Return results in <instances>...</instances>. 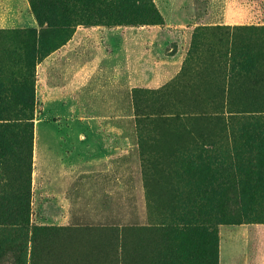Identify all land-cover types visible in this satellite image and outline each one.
Segmentation results:
<instances>
[{"label":"rangeland","instance_id":"374dc122","mask_svg":"<svg viewBox=\"0 0 264 264\" xmlns=\"http://www.w3.org/2000/svg\"><path fill=\"white\" fill-rule=\"evenodd\" d=\"M153 2L160 24L79 25L48 54L57 32L40 35L30 226L61 229L47 237L37 263L29 234L22 264H156L162 222L201 196L213 208L207 218L216 229V264H264V178L249 186L244 173L258 171L236 152V131L264 116V51L256 53L257 67H240L244 41L264 44V0ZM29 27L38 28L29 0H0V80L7 85L21 79L14 62L24 60L13 32ZM162 112L183 115L165 123ZM206 134L223 174L204 186L201 175L177 170L192 138ZM24 179L0 173V193ZM16 254L8 251L0 264H16Z\"/></svg>","mask_w":264,"mask_h":264},{"label":"trees","instance_id":"16d2710c","mask_svg":"<svg viewBox=\"0 0 264 264\" xmlns=\"http://www.w3.org/2000/svg\"><path fill=\"white\" fill-rule=\"evenodd\" d=\"M30 8L38 23V28L29 27L17 29L16 35L19 48L23 49V64L19 58L14 62L21 74V79H13L8 85L0 80V173H25V179L19 189L14 192L0 193V260L8 251L16 252V264L24 262V240L30 234V257L37 262L41 261V254L45 249V240L52 233H58L60 227L30 226V199H31V172H32V139H33V105L34 94V66L39 58L35 51L41 45L40 35L47 32H57V41L44 50V54L64 44L74 32L76 26L93 25H144L162 23L153 0H29ZM264 31V27L261 28ZM48 42H45V46ZM264 51L262 42L252 43L244 41L241 47L243 63L240 67L249 71L256 53ZM13 74V71L10 72ZM248 78V75H242ZM242 102L244 108H251L250 101ZM231 112V111H229ZM183 113L162 112L157 115L164 122L179 120ZM264 117V116H263ZM263 117L254 118L251 126H245L236 131L241 138L236 152L243 162L253 164L257 173H244L247 184L258 186L260 177L264 178V120ZM181 128L184 129L182 126ZM209 134L198 135L193 140L191 152L181 153L177 173L197 177L203 185L212 181H222L223 173H216L213 163V149L209 143ZM210 138V137H209ZM208 144V145H207ZM215 151H217L215 149ZM222 162L221 167L225 168ZM244 170L251 169L244 166ZM235 168V167H234ZM239 170V171H244ZM227 178V175L224 174ZM204 187L202 193H208ZM190 199L191 197H187ZM204 196L191 200L192 203L172 208L170 218L162 222V238L157 252L160 255L156 264H216L217 236L216 229L207 216L214 215L213 208L205 209L201 204ZM187 199V200H188ZM197 200V202H195ZM200 203V204H199ZM251 208L244 207L243 213ZM221 216H225L221 212ZM213 218V217H211ZM211 220V219H210ZM21 239V240H20ZM3 245V246H1ZM43 258V257H42Z\"/></svg>","mask_w":264,"mask_h":264}]
</instances>
